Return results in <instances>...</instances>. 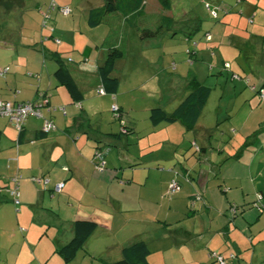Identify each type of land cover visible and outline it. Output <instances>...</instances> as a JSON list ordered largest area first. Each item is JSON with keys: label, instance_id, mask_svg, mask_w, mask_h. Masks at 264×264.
<instances>
[{"label": "crops", "instance_id": "obj_1", "mask_svg": "<svg viewBox=\"0 0 264 264\" xmlns=\"http://www.w3.org/2000/svg\"><path fill=\"white\" fill-rule=\"evenodd\" d=\"M56 3L68 7L70 14L51 12L46 27H42L41 16L46 6H34L41 20V50L50 59L19 61L15 71L0 77V100L23 103L44 99L47 104L41 112L55 126V130L42 133L43 121L30 116L18 132L0 117V264H64L57 250L72 239L73 224L79 220L92 221L97 227L70 264H114L122 248L139 241L147 245L149 264H218L212 253L220 254L225 264H264V140L255 136L257 124H261L256 122L257 113L264 120V107L257 102L261 101L257 90L264 88V16L258 26L244 31L243 13L236 16L228 6L220 22L217 19L219 23L204 33L196 15L185 26L187 43L197 42L195 61L214 63L217 70L208 77H221L223 84L214 125L200 123L212 96V89L197 81L198 72L205 70L200 64H193L195 75L188 73L181 82V93L175 97L180 101L171 106L172 111L161 104L152 107L170 114L186 97L190 80L206 86L210 89L208 99L194 129L187 130L181 122L153 126L147 118L150 106L142 107L145 116L135 115L140 109L133 104L134 92L145 83L133 76L125 85L123 76L116 75L123 65L126 67L127 51L112 73L118 80L116 93H97L101 88L97 68L105 59L107 46L145 49L147 40H140L126 26L124 17L110 14L92 28L87 24L88 12L101 6L102 0ZM249 4L256 10L250 19L254 25L256 13H264V0H249ZM23 13L22 9L19 19ZM161 15V10H155L153 21ZM175 24L171 17L168 27ZM201 33L210 34V41L205 42ZM198 35L204 43L195 40ZM5 36L11 37L9 33ZM25 44L28 51H35ZM161 44L162 40L154 45ZM53 53L61 58L81 92L78 103L55 80ZM161 61L159 58L155 64L160 66ZM245 81H257L260 86L250 90ZM160 84L161 80L159 88ZM227 95L235 101L231 105L225 100ZM222 100L226 101L224 106ZM113 105L129 134L121 133V124L111 111ZM235 106L244 123L233 124L232 116L225 115ZM109 112L115 119L112 123L105 118ZM219 114H224L221 122ZM215 130L217 134H210ZM189 148L190 153L199 154L196 159ZM95 152H101L105 160L100 173L92 164ZM234 168L240 173L230 174ZM15 174L18 206L11 195L14 186L10 179ZM209 178L219 180L224 197L212 189ZM171 180L179 184L177 196L182 195L167 196L172 198L164 202ZM60 183L63 188L57 193L54 189ZM196 184L205 187V204L191 207L185 200L188 187L197 188ZM3 190L9 191L10 197ZM258 192L262 203L254 204L257 209L250 208Z\"/></svg>", "mask_w": 264, "mask_h": 264}, {"label": "rangeland", "instance_id": "obj_2", "mask_svg": "<svg viewBox=\"0 0 264 264\" xmlns=\"http://www.w3.org/2000/svg\"><path fill=\"white\" fill-rule=\"evenodd\" d=\"M54 1L57 2L58 0H54ZM73 1L75 3H80L82 0H73ZM155 1L156 0H147L146 10H144V17L140 20L138 19L137 21L136 20L133 21V23L139 24V26L143 28H148L151 30L154 29L156 25L158 24L159 20L153 21V17L155 14V10L159 9L161 10L163 14L161 15V18L164 17V14L169 15V16L172 15L171 17L176 22V24L172 26L171 28L166 27L165 29L170 28V30L169 31L164 30L163 35H161L160 38L146 39L147 43L145 44V49L143 51H142L141 46L134 47L130 45V46H127L126 48H122V51H124V53L125 51H127V54L129 56L127 57V60L125 63L126 67H124L123 65V68H120L118 71H116L117 76L119 75L123 76L125 85L130 82V79L133 76H136V77L139 76L140 83L141 82L145 83L143 86L136 88L134 92V95L136 96V98H134L133 104L139 107L140 109L139 113H136L135 115L140 116V117L145 116L146 112L143 115L142 107L145 108L146 106H150L152 108L159 104L163 106H167L166 109H169V111H172V109H174L172 108L174 107L173 105L180 101L179 98L175 100V97H177L179 93H181V82H183V80L187 77L188 73L189 74L192 73L195 75L192 69L193 64H200L201 66L205 67V70L204 71L200 70L198 72L199 78L197 81H199L200 83H203L204 85L212 89V96H211V101L209 103V107L206 109L200 123L203 125H211V124L214 125L215 115L218 116V111L216 110V104L217 102L220 101L218 100V97H220V93L222 91V86H223V84H221V77H217L216 75L208 77L210 72L212 71L215 72L217 70L214 63L204 62L203 63L204 65H202L201 62L195 61L196 52H197V48H196L197 42H193L191 45L187 43V40H185V37H184L185 35L184 34L185 32H183L185 31L184 28L185 26L191 23L192 18L194 17L193 15H196L199 17V19L201 20V24H202V29L200 32L204 33L208 31L211 28V26H213L214 24H218L220 22L219 21L220 16H222L224 14V11H226L225 9H228L227 7L230 6L231 10L232 9L235 10L234 13H236V16H238L237 13L239 12L243 13L244 18L246 19V24L244 23V21H242V24H241L242 28L244 29V31L245 29H247V31H250L251 28H254L259 25V22H260L259 18L261 16H264V13L258 11L254 19V25H252L251 20H250L251 15L255 14L256 10L254 9L253 6L249 4V0H246V1H243V0L242 1L240 0L238 1L237 0H169L170 12H168L167 10L166 11L162 10L160 6L158 5V3ZM50 2L51 0H21L18 7L14 6L12 9L7 10V11L0 8V67L9 66L11 72H8V73H12L13 71H15L14 68L15 66H17V63L19 65V61L27 62L28 59H31L33 57H37L39 59L44 57L45 59H50V57H48L47 54L45 56V54H43L41 50L42 48L40 44L41 38L39 35V32L41 30L40 29L41 20L39 19L38 15L36 14L34 10L35 4H38L42 8L43 7L45 8V6H47ZM254 2H256V0H254ZM244 4H248V5H245L244 12H242V6ZM205 5H209L211 9L216 10V14L218 15L217 19L219 22H215L217 21V19L216 18L214 19L211 17L210 13L205 8ZM22 9L24 10V13L20 16L21 18L19 19L18 14ZM145 11L147 14L146 17H145ZM20 24H22V27H20ZM125 24L129 28L127 23ZM207 25H209V28H206ZM172 31H175V33H171ZM16 32H17V35H16ZM8 33L11 36L10 38H6L5 36ZM202 33L200 35H202ZM203 35H202V38H203ZM112 37L113 36H111V40L114 39ZM9 39L11 40L9 41ZM204 39H205V42L209 41L205 36H204ZM129 40L130 38L128 39V42ZM160 40H162V44L160 46L157 47L156 45H154ZM195 40H197L198 43L203 42V40L200 38L199 35L195 38ZM25 43H29L32 47L31 49L35 51L34 52L30 50L28 51L27 47L23 46ZM10 44L12 45L10 46ZM33 46H36V47H33ZM44 53H47V52H44ZM209 53L211 54V56L214 54L212 50ZM159 58L163 60L161 61L160 66L155 64V62H157ZM142 78L144 79L142 80ZM159 80H161L160 88H159ZM231 80H235V79H231ZM245 83H247V87L250 90L252 89L253 85L255 86L253 87L256 90L260 86V83L257 81H252V82L245 81ZM127 87L128 86H125V88ZM99 90H101V88ZM225 100L229 101L230 105L233 102H235L234 99L228 100V95L226 96ZM225 100L221 101L222 106L226 104ZM260 100L261 101H257L258 106L261 105V107H264V100L263 99H260ZM236 102L238 103V105H240V102L238 101ZM237 108L238 106H235L234 109L231 110V112H229L228 114H225L227 116L231 115L232 122L233 124H236V125L240 122L242 123L245 122V119L241 115L242 112H240L239 114H236L238 112ZM223 115L224 114H219L220 122H221V119L224 117ZM105 118L108 122H111V123L113 122L112 120H115L114 117H112L111 112L107 113ZM147 118H149V113L147 114ZM251 120H252V117L249 119V121ZM256 122H260L261 124H257V129H259V131L257 132L255 136H257L260 140H264V120L260 116L259 113H257ZM210 134L215 135L217 134V131L215 130L213 133H210ZM193 138L196 139V135H193ZM251 148L253 147L249 146V151H253L251 150ZM188 151L190 153V151L192 150H190L189 148ZM190 155L193 156L194 159H196V157H198L199 154H193L192 152L190 153ZM160 168H164V167L162 166ZM232 172H229V173L233 175H235L234 173H240L239 171L236 170V168H234ZM208 180L212 182V189L215 188L217 192L224 197V194L220 191L221 187L218 186L217 184L219 180H215L214 178H209ZM185 183L190 184L188 181H185ZM195 186H197V188L188 187L190 189V193H189V197H187L185 200L186 201L185 204H205V200L203 197L204 192L206 194L205 187L202 188L198 184H196ZM3 192H6L7 195L9 196V191L3 190ZM178 193H179L178 191L175 193L176 197H180L182 195V193H180V195L177 196ZM3 194L5 195V193ZM167 196L168 195L166 191V195L163 197L165 198L164 202L172 198V197L168 198ZM261 197L262 196L259 192L256 193L254 195L255 203L252 202V204H250L251 206L250 208H256L254 204H261L262 203ZM11 199L12 198H10V200ZM8 204H11L12 206H14L12 202L11 203L8 202ZM17 240H18L17 245L19 246L20 238L18 237ZM3 260L4 259H1V261ZM226 261L229 262V259H227ZM84 264H88V263H84Z\"/></svg>", "mask_w": 264, "mask_h": 264}, {"label": "trees", "instance_id": "obj_3", "mask_svg": "<svg viewBox=\"0 0 264 264\" xmlns=\"http://www.w3.org/2000/svg\"><path fill=\"white\" fill-rule=\"evenodd\" d=\"M145 1L146 0H102L101 6L91 9L88 12L87 24L94 28L99 26L106 16L110 14H119L126 19L127 25L136 33L140 40L155 38L164 28L169 26L171 18L168 16L160 18L158 24L152 30L133 23V21L140 20L144 17ZM20 2L21 0H0V8L7 11L14 6L18 7ZM156 2L162 10H170L169 0H156ZM106 51L105 59L102 65L97 68V72L103 92L114 95L118 88V80L112 76V73L115 63L124 58V51L111 45L107 46ZM51 55L57 64V69L53 74L55 80L59 85L65 87L71 99L75 103H78L82 99V94L75 84L69 70L65 67L58 54L53 53ZM187 88L188 93L186 97L172 113L167 114L158 107L152 108L149 111V121L153 126L181 122L187 130L194 129L197 118L208 99L210 89L198 83L195 79L188 82ZM177 185L179 190V184L177 183ZM96 227L97 224L92 221L79 220L74 222L72 239L57 250L64 264H70L73 261L77 251L83 248L86 240L94 232ZM148 255L149 250L147 245L141 241L135 242L121 249L120 259L114 264H149L147 261Z\"/></svg>", "mask_w": 264, "mask_h": 264}, {"label": "built area", "instance_id": "obj_4", "mask_svg": "<svg viewBox=\"0 0 264 264\" xmlns=\"http://www.w3.org/2000/svg\"><path fill=\"white\" fill-rule=\"evenodd\" d=\"M207 10H210L208 6H206ZM57 10L62 15H68L70 13V10L67 7H61L58 8L55 4V2L52 0L45 11L41 12V16L43 18L42 26L45 27L46 21L50 18V12ZM210 14L212 17L216 16V13L212 10H210ZM209 39V37H207ZM58 43L59 41L56 40ZM226 68L227 65H224ZM10 68L8 66H5L3 68H0V77H4L8 72ZM237 78V77H236ZM99 94H102L103 91L99 90ZM260 99L264 100V88L259 89L258 91ZM47 104L46 100H40L35 102H23V103H14L11 101H1L0 100V117L6 118L8 122L19 132L22 129V126L25 122V120L32 116L37 119H41L43 121L42 125V133H48L53 130H55V126L52 123L51 120H48L44 118L41 110L42 108ZM61 111H63V108H60ZM111 111L113 112L115 118L120 120L121 125L123 126V122H121V117L119 114H117L118 110L116 106L111 107ZM123 132H125L124 129H122ZM93 168L96 172H102L105 168V161L104 156L101 152H95L92 159ZM11 182L13 184V191L11 192L13 203L15 206L19 205L18 200V193H17V183H18V176L14 175L11 179ZM177 183L174 180H171L167 187V195L172 196L178 191ZM63 188V183H60L55 186L54 191L59 193L61 189ZM194 204H190L191 207H193ZM232 213H234V210H231ZM211 257L214 259L215 262L218 264H225L223 257L220 254L212 253Z\"/></svg>", "mask_w": 264, "mask_h": 264}, {"label": "clouds", "instance_id": "obj_5", "mask_svg": "<svg viewBox=\"0 0 264 264\" xmlns=\"http://www.w3.org/2000/svg\"><path fill=\"white\" fill-rule=\"evenodd\" d=\"M51 1H52V0H51ZM53 1H54V0H53ZM54 2H55V1H54ZM55 4H56V6H57L58 8H61V6H58L56 2H55ZM48 5H49V4H48ZM48 5L46 6V8L48 7ZM206 6H208L210 10H212V11H214V12L216 13V10L211 9L209 5H205V8H206ZM63 7H64V6H63ZM65 7H66V6H65ZM46 8H45V10H46ZM67 8H68V7H67ZM68 9H69V8H68ZM45 10H42L41 12H43V11H45ZM69 10H70V9H69ZM206 10H207V8H206ZM210 10H207V11L210 13ZM55 11L58 12L57 10H54V11H52V12H55ZM58 13H59V12H58ZM59 14H60V13H59ZM69 14H70V13H69ZM69 14H68V15H69ZM60 15H62V14H60ZM68 15H65V16H68ZM210 15H211V14H210ZM50 16H51V12H50ZM63 16H64V15H63ZM211 17H212V16H211ZM212 18H214V19L216 18V19H217V14H216L215 17H212ZM49 19H50V18H49ZM49 19H48V20H49ZM48 20H47V21H48ZM47 21H46V24H47ZM42 22H43V20H42ZM42 27H43V26H42ZM45 27H46V25H45ZM50 31H53V29H51ZM204 36H205L206 38L209 37L208 40L210 41V34L206 33ZM55 41H56V40H55ZM224 65H227V64H224ZM8 67H9V66H8ZM224 68H225V67H224ZM226 68H228V65H227ZM226 68H225V69H226ZM7 74H8V73H7ZM7 74H6V75H7ZM252 89H255V88L253 87ZM259 89H261V88H259ZM259 89L257 90V93H258ZM101 90H102V89H101ZM102 91H103V90H102ZM103 93H104V92H103ZM258 95H259V93H258ZM1 101H6V100H1ZM111 107H112V106H111ZM113 115H114V114H113ZM119 116L121 117L120 114H119ZM114 117H115V116H114ZM116 119H117V118H116ZM118 121L120 122L119 119H118ZM120 124H121V123H120ZM122 129H124L125 132H123ZM21 130H22V129H21ZM19 132H20V131H19ZM121 132H122V134H126V133L129 132V131H127V130L125 129L124 125H123V126L121 125ZM127 134H129V133H127ZM195 147H196V146H195ZM196 149H198V148L196 147ZM196 149H195V150H196ZM104 161H105V160H104Z\"/></svg>", "mask_w": 264, "mask_h": 264}]
</instances>
